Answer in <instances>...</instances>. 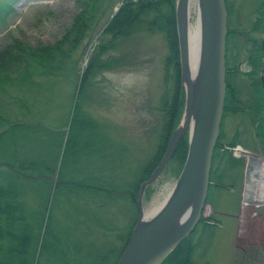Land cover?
Here are the masks:
<instances>
[{"label":"rangeland","instance_id":"rangeland-1","mask_svg":"<svg viewBox=\"0 0 264 264\" xmlns=\"http://www.w3.org/2000/svg\"><path fill=\"white\" fill-rule=\"evenodd\" d=\"M121 1H7L11 9L0 20V50L4 46L6 51L0 54V118L2 124L20 120L30 124L38 122L45 127L40 130L33 126L29 128L21 139L24 148L53 154L55 149L50 144L56 133H52V129L61 132L57 146L60 154L67 121L74 108L78 75L96 40L108 37L101 33V28ZM227 3L234 5L236 13H232L228 24L236 30L233 36L230 35L235 38L236 47L227 49L226 60L237 70L233 81L242 108L236 112L228 111L222 117L220 141L225 144L235 137V147L264 155L261 145L264 143L263 119L258 115L254 118L249 107L254 106L252 87L258 86L259 70L253 68L248 72L246 61L247 45L252 42L251 38L247 39L250 34L246 31L253 4L252 0H228ZM79 13L88 19L85 18L87 24L81 40L74 43L73 23ZM48 47L51 55L48 58H41L35 52L36 48L40 51ZM166 53L164 32L139 25L127 35L112 40L100 58L113 56L118 63L97 68L88 77L87 87L77 96L79 112L100 124L98 142L114 165L109 170V181L113 174L130 184L162 140L160 96L165 88ZM50 58L58 59V66L48 72ZM13 60L22 62V66ZM169 83L173 86L174 73ZM255 92L261 93V88H255ZM259 118L262 131L257 127ZM231 153L236 158L234 163L220 160L218 153L213 159L214 173L222 185L210 188V201H206L201 213L211 215L210 226L203 230L198 221L189 237L195 244L192 260L196 264H252L250 260L244 261V254L252 247L264 254V216L254 211L258 162L249 156L246 163L245 155H235L233 149ZM103 160L98 156V162H94L92 155L76 154L68 158L67 167H81L84 161L83 170L92 172V165ZM178 168L176 159L167 162L154 182L144 190V208L158 205L164 199L180 171ZM53 176L54 173L49 175L51 188ZM251 182L255 185L252 192L245 187ZM39 193L24 195L28 213L38 209ZM46 205L49 207L48 219L44 215L43 222H49L48 239L52 244L49 243L48 251L38 254L41 264H109L134 215L128 196L106 197L101 192L81 191L68 197L57 194L55 199L48 197ZM52 245H56L55 252Z\"/></svg>","mask_w":264,"mask_h":264},{"label":"trees","instance_id":"trees-1","mask_svg":"<svg viewBox=\"0 0 264 264\" xmlns=\"http://www.w3.org/2000/svg\"><path fill=\"white\" fill-rule=\"evenodd\" d=\"M7 1L12 0H5V2L4 0L1 1L0 20L4 17L6 11L11 9ZM85 18L88 19L82 13H79L73 23L72 41L74 43L81 40L85 25L87 24ZM139 25L146 26L147 29L156 28L162 30L167 44V53L164 57L165 88L160 96V110L163 113V128L161 133L162 140L157 146L156 151L152 157L144 163L140 174L135 180L128 184L127 182L118 180L119 176L113 174L111 175L112 180L109 181V170H112L114 165L112 161L108 160V155L103 151L104 147L98 142L97 132H100V124L96 123V120H93L91 117H87L88 115L79 112L80 108L77 102V96L82 88L84 91L87 87L88 77L92 75L97 68L118 63L116 57L113 56L100 58V55L110 46L112 40L119 35H127ZM227 27V37L233 32H236L232 27L228 25ZM101 33L108 37L96 40L86 63L83 65L78 75L76 83L77 89L75 99L73 100L74 108L67 121V128L60 154L57 146H59L60 143L58 133L61 134V132L51 129L52 133H56V136L54 134V141L50 144V146H53L55 149L53 154L48 152L40 153L39 150L31 152L22 146L21 139L32 126L38 130L45 129V127L41 126L38 122L30 124L20 120H12L2 124L0 118V264H41L38 261V254L42 253L44 250L48 251L49 243L50 246L52 244L48 239L49 222H43L44 215L45 218L48 219L49 213V207H47L46 203L48 197L55 199L57 194L68 197L85 191L92 192L93 194L101 192L106 197L128 196L134 208V215L125 230L119 248L113 254V258L109 264L114 263L125 243L136 213L134 201L137 185L150 174L153 167L157 164L163 153L167 138L176 124L182 108L183 93L182 89L179 87V61L174 18V0H122L116 10L104 22ZM50 47L40 51L38 50L40 47H38L35 49V52L41 58H48L51 56L49 53ZM3 48L0 50V54L2 55L6 52ZM14 60L17 62L16 59ZM57 61L58 59L55 58L49 59L47 63L48 72L58 66ZM4 63H6V61H4ZM227 63L226 60L224 76L225 96L222 117L228 111L236 112L242 108L238 88L233 81V77L237 70L234 69V64L229 65ZM15 64L22 66V62ZM259 65L260 58L257 56L253 68H259ZM172 73H174L173 86L172 83H169L170 81L172 82ZM251 106L252 105L249 107ZM101 136L104 135L101 133ZM220 137L221 133H219L213 149L212 165L213 159L217 153L220 154V160H225L228 164L234 163L236 158L232 155L230 147L234 146L236 143L235 137L231 138L225 144L220 141ZM186 148L187 137L186 134H183L170 158L171 160L176 159L178 162V171L185 159ZM76 154L80 156L92 155L94 162H98V156L102 157L104 160L101 163L93 164L92 172H85V170H83L84 161L81 162V167H67V164H69L68 158ZM56 162H58L57 165ZM53 173L54 181L51 188L49 175ZM112 176L115 178H112ZM103 177H105L106 180L103 179ZM209 181L206 197L207 202L210 201V188L212 186L222 185L216 177L212 166ZM33 192L39 193L38 209L28 213L24 195ZM42 192H44V194L40 195ZM210 216L211 215H200L198 223H202L203 230H207L210 226ZM40 229H42L41 232H39ZM195 229L196 226L187 237L182 239L173 248L160 264H196L192 260L195 244L191 243L189 238ZM52 251H56V245H52ZM244 255V261L250 260L252 264L253 262L254 264H264V254L259 249L252 247Z\"/></svg>","mask_w":264,"mask_h":264},{"label":"water","instance_id":"water-1","mask_svg":"<svg viewBox=\"0 0 264 264\" xmlns=\"http://www.w3.org/2000/svg\"><path fill=\"white\" fill-rule=\"evenodd\" d=\"M189 2L174 0L180 85L184 91L181 112L157 164L137 185L136 215L113 264H160L189 235L206 203L213 149L224 106L227 13L224 0H194L199 42L197 59L193 62L188 49ZM260 81L264 87V59ZM183 134L187 137V148L180 171L164 199L144 212V189L157 178ZM242 152L248 157L254 154L245 149ZM254 211L264 216V200L254 205Z\"/></svg>","mask_w":264,"mask_h":264},{"label":"flooded vegetation","instance_id":"flooded-vegetation-1","mask_svg":"<svg viewBox=\"0 0 264 264\" xmlns=\"http://www.w3.org/2000/svg\"><path fill=\"white\" fill-rule=\"evenodd\" d=\"M228 0H224L225 2V6H226V13H227V25L229 24L230 19L233 17L232 13H235L234 10V5H229L227 3ZM252 6L250 9L251 12V22H250V26L247 29V34H250V37H247L248 40H250L249 38H251V43H249L247 45V56H246V61L247 64L249 65V69L248 72L253 70V64L254 61L256 60L257 56H259L260 58V65H259V70H258V75L256 81L258 83L257 87H252V100L254 101V106H251V114L252 116L255 118L256 115L258 116H262L263 119V124H264V117H263V112H264V87L261 86V81H260V70L263 64V59H264V50L262 48V39L264 38V29H263V25H264V0H252ZM229 26V25H228ZM227 32H228V27H227ZM245 32V34H246ZM257 36L252 35L253 33H257ZM235 33L233 32L231 36H233ZM228 33L226 34V44H225V61H226V55H227V49L229 50V47H231L232 49H235L236 47V40L235 38L231 37L229 35V37H227ZM233 53V52H232ZM226 68V65H225ZM179 87L180 89H182L181 85H180V80H179ZM255 88H261V93H256L255 92ZM182 93H183V89H182ZM255 115V116H254ZM260 123H262V120L259 118V120H257V127L260 125ZM260 130L262 131L263 127L259 126ZM264 130V129H263ZM260 133V132H259ZM264 138V137H263ZM262 149L264 148V143L262 144ZM247 150V149H246ZM248 152L254 153L252 155H258V157H261L263 159L264 155H260L257 154L255 152L249 151ZM243 155H245V162L248 159L247 154L245 153H241ZM247 157V158H246ZM251 158H255L257 159L258 162V172H259V159L257 157H252ZM264 160V159H263ZM246 190L252 192L255 188L254 183H247V185L245 186ZM244 187V188H245ZM247 192V191H246ZM261 215V214H259Z\"/></svg>","mask_w":264,"mask_h":264},{"label":"bare ground","instance_id":"bare-ground-1","mask_svg":"<svg viewBox=\"0 0 264 264\" xmlns=\"http://www.w3.org/2000/svg\"><path fill=\"white\" fill-rule=\"evenodd\" d=\"M197 16L198 14H197L196 3L194 2V0H190L189 8H188V17H189L188 49H189L190 59L193 62H195V60L197 59L198 42H199V25H198ZM236 153H245V152H242L241 147H238ZM250 156L257 157L259 159L258 189L256 191L257 202L259 203L264 200V160L261 157H258V155L255 156L250 155ZM156 206L157 205H153L151 208H144L146 210L143 211L149 212L151 209L155 208Z\"/></svg>","mask_w":264,"mask_h":264}]
</instances>
